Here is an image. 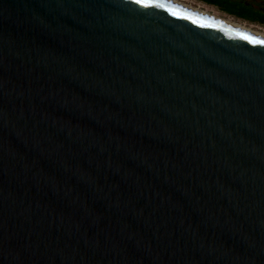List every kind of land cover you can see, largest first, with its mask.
<instances>
[{
    "label": "water",
    "instance_id": "1",
    "mask_svg": "<svg viewBox=\"0 0 264 264\" xmlns=\"http://www.w3.org/2000/svg\"><path fill=\"white\" fill-rule=\"evenodd\" d=\"M0 264H264V38L0 0Z\"/></svg>",
    "mask_w": 264,
    "mask_h": 264
},
{
    "label": "trees",
    "instance_id": "2",
    "mask_svg": "<svg viewBox=\"0 0 264 264\" xmlns=\"http://www.w3.org/2000/svg\"><path fill=\"white\" fill-rule=\"evenodd\" d=\"M212 4L232 16L241 17L253 23L264 25V11L256 9L251 4L238 0H201Z\"/></svg>",
    "mask_w": 264,
    "mask_h": 264
},
{
    "label": "bare ground",
    "instance_id": "3",
    "mask_svg": "<svg viewBox=\"0 0 264 264\" xmlns=\"http://www.w3.org/2000/svg\"><path fill=\"white\" fill-rule=\"evenodd\" d=\"M162 1L170 3L172 5L180 7L182 9H185V10L190 11L192 13L198 14L200 16L209 18L211 20H214V21L220 22L222 24L228 25L230 27H233V28L239 29L241 31L250 33L252 35L264 38V31H262L260 29H256L252 26H247L245 24L235 22L230 18L228 19V18L222 17L215 12H211V11L202 9L200 7H194L192 5H189V4L182 2L181 0H162Z\"/></svg>",
    "mask_w": 264,
    "mask_h": 264
},
{
    "label": "rangeland",
    "instance_id": "4",
    "mask_svg": "<svg viewBox=\"0 0 264 264\" xmlns=\"http://www.w3.org/2000/svg\"><path fill=\"white\" fill-rule=\"evenodd\" d=\"M181 1L186 3V4L192 5L194 7H200L202 9H205V10H208V11H211V12H215V13L219 14L220 16L228 18V19L230 18V19H232L235 22L242 23V24H245L247 26H252V27H254L256 29H260V30L264 31V25H262L260 23L249 22L248 20L243 19L241 17L232 16L229 13L221 10L220 8H218L215 5H212V4L203 2V1H198V0H181ZM259 2L263 3V6H264V1L263 0H261Z\"/></svg>",
    "mask_w": 264,
    "mask_h": 264
},
{
    "label": "flooded vegetation",
    "instance_id": "5",
    "mask_svg": "<svg viewBox=\"0 0 264 264\" xmlns=\"http://www.w3.org/2000/svg\"><path fill=\"white\" fill-rule=\"evenodd\" d=\"M198 1H201V0H198ZM238 1H242V2H245L246 4H251L253 7L257 8V9H260L262 11H264V6H263V3L259 2L261 0H238ZM257 1V2H256ZM264 1V0H263Z\"/></svg>",
    "mask_w": 264,
    "mask_h": 264
}]
</instances>
